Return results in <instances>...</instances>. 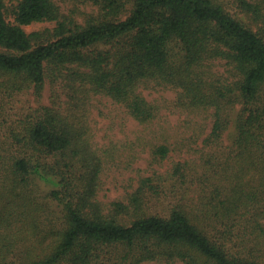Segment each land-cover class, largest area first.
<instances>
[{
	"label": "trees",
	"instance_id": "1",
	"mask_svg": "<svg viewBox=\"0 0 264 264\" xmlns=\"http://www.w3.org/2000/svg\"><path fill=\"white\" fill-rule=\"evenodd\" d=\"M16 1L11 22L6 0H0V77L17 90L34 86L40 94L50 79L62 90L57 97L65 92L76 100H86L90 93L110 96L145 123L154 118L157 107L139 92L140 86L152 81L174 86L180 104L215 108L213 140L224 130L226 106L241 102L245 114L221 184L196 207H178L165 218L144 208L149 177L140 180L128 201H99L102 160L87 138V127L77 125L79 121L61 108L43 106L2 148L0 176L16 191L31 176L52 185L49 196L62 206L66 227L52 232L43 257L19 264L109 263L110 249L119 246L127 249L125 260L133 257L130 264H260L264 0H90L99 6L100 17L86 25L66 17L53 0ZM36 22L55 26L31 33L23 28ZM101 44L110 47L99 48ZM213 60L225 61L236 80L210 81L203 67ZM168 151L165 145L157 148L163 157ZM54 155L67 172L74 170L72 160L80 162L86 176L44 168L43 159ZM28 205L14 198L0 212V264H15L8 253L20 234L18 223L28 218ZM125 216L134 217L130 225Z\"/></svg>",
	"mask_w": 264,
	"mask_h": 264
},
{
	"label": "rangeland",
	"instance_id": "2",
	"mask_svg": "<svg viewBox=\"0 0 264 264\" xmlns=\"http://www.w3.org/2000/svg\"><path fill=\"white\" fill-rule=\"evenodd\" d=\"M53 1L66 17L80 25L100 17L99 6L90 0ZM16 2L6 0L7 18L11 22H14L12 9ZM54 26L55 22H36L23 28L31 33ZM109 47L99 45L102 49ZM203 69L210 81L221 79L231 84L236 80L225 61H209ZM8 81L0 77V158L4 153L2 148L13 141V132H21L38 110L43 106L61 108L65 115H72V119L79 121L77 125L87 127V138L102 160L97 199L106 205L116 200L128 201L140 180L149 177L152 180L145 187L144 208L149 214L165 218L178 207L188 210L196 207L215 185L221 184L226 168L233 161L238 124L245 116L241 102L226 106L224 130L218 140H213L210 135L216 120L215 108L194 109L180 104L179 92L174 86L158 85L153 81L140 86L139 92L157 107L154 118L142 123L129 113L124 103L110 96L90 93L86 100H76L66 92L57 97L62 90L53 86L50 79L46 80L40 94L34 86L17 90ZM162 145L169 149L164 157L157 152ZM13 154L11 152L10 156ZM72 162L74 170L67 172L60 156L43 159L44 168L49 170L61 168L65 176H86L84 166L76 160ZM12 186L13 183L5 182V176H0V212L14 198L29 204L28 218L18 223L20 234L14 249L8 253V259L19 264L43 257L54 238L52 232L65 228L66 224L62 206L49 196L54 188L52 185L31 176L28 184L17 191ZM123 220L130 225L134 217L125 216ZM126 253L123 246L113 247L109 252L111 261L102 263L100 259L98 264H130L133 257L125 260ZM259 258L260 264H264V257ZM142 264L185 263L176 260Z\"/></svg>",
	"mask_w": 264,
	"mask_h": 264
}]
</instances>
